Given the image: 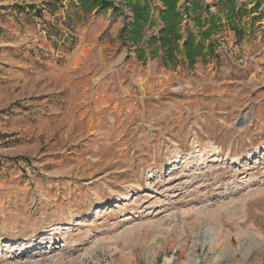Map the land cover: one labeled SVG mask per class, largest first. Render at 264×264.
I'll list each match as a JSON object with an SVG mask.
<instances>
[{
  "label": "rangeland",
  "instance_id": "obj_1",
  "mask_svg": "<svg viewBox=\"0 0 264 264\" xmlns=\"http://www.w3.org/2000/svg\"><path fill=\"white\" fill-rule=\"evenodd\" d=\"M109 1L0 0V264H264V0L174 65Z\"/></svg>",
  "mask_w": 264,
  "mask_h": 264
},
{
  "label": "trees",
  "instance_id": "obj_2",
  "mask_svg": "<svg viewBox=\"0 0 264 264\" xmlns=\"http://www.w3.org/2000/svg\"><path fill=\"white\" fill-rule=\"evenodd\" d=\"M185 1L188 3L181 7L180 0H159L160 6L157 8L162 26L156 34H151L147 39H144V26L151 27L154 22L153 11H150V8H153V2L151 0H126V6L132 13V21L128 30L121 28V33L128 32V34H122L123 38L133 41L134 44L140 40L142 49L143 45L147 44L153 53L161 48L164 63L174 65L180 54H183L190 64L197 58L204 60L208 54L214 53L213 44L209 43L205 46V41L210 38L213 30L217 31L220 28L221 17L210 11L209 4L204 5L200 0ZM79 2L88 11L111 7L123 14L121 6L113 1L79 0ZM221 3L224 4L220 5ZM218 5L225 11V18L228 21L231 20V17L239 16V11L242 8V6L236 7L235 0H218ZM204 13L206 18L203 17ZM188 15H193L195 23L202 29L199 39L190 30H188L185 39L182 35L181 22ZM181 40H183L182 45H180Z\"/></svg>",
  "mask_w": 264,
  "mask_h": 264
},
{
  "label": "built area",
  "instance_id": "obj_3",
  "mask_svg": "<svg viewBox=\"0 0 264 264\" xmlns=\"http://www.w3.org/2000/svg\"><path fill=\"white\" fill-rule=\"evenodd\" d=\"M53 20V17L51 18V21ZM43 33H45V30L43 29V31H42Z\"/></svg>",
  "mask_w": 264,
  "mask_h": 264
},
{
  "label": "crops",
  "instance_id": "obj_4",
  "mask_svg": "<svg viewBox=\"0 0 264 264\" xmlns=\"http://www.w3.org/2000/svg\"><path fill=\"white\" fill-rule=\"evenodd\" d=\"M183 35V34H182Z\"/></svg>",
  "mask_w": 264,
  "mask_h": 264
}]
</instances>
